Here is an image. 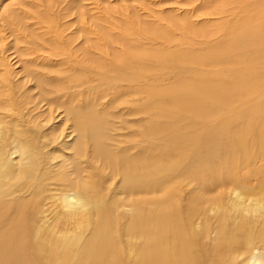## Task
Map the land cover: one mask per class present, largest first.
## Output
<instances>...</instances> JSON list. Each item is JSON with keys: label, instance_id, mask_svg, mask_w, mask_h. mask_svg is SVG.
<instances>
[{"label": "bare ground", "instance_id": "obj_1", "mask_svg": "<svg viewBox=\"0 0 264 264\" xmlns=\"http://www.w3.org/2000/svg\"><path fill=\"white\" fill-rule=\"evenodd\" d=\"M215 1L219 9L208 16L226 31L200 41L214 37L220 45L194 43V49L152 54L143 62L116 41L128 49L127 58L120 62L115 50V62L105 64L92 53L88 69L76 75L49 70L57 76L53 83L38 63L65 64L72 57L74 35H63L72 24L47 29L32 54L29 40L16 36L27 31L8 29L14 41L3 52L11 51L21 71L2 54L0 264H264V0ZM199 11L180 15L190 29L188 18ZM22 43L30 63L21 57ZM30 64L36 75L27 72ZM245 64L250 73L211 79L216 69ZM172 66L176 71H167ZM154 71L169 78L200 72L201 78L167 95L147 85ZM31 77L35 89L44 85L55 93L31 99ZM144 107L157 116L142 118ZM56 112L63 115L59 127L53 126ZM38 115H45L41 125ZM74 143L86 146L82 163L72 152L61 154ZM109 202L122 211L113 224L103 213Z\"/></svg>", "mask_w": 264, "mask_h": 264}, {"label": "rangeland", "instance_id": "obj_2", "mask_svg": "<svg viewBox=\"0 0 264 264\" xmlns=\"http://www.w3.org/2000/svg\"><path fill=\"white\" fill-rule=\"evenodd\" d=\"M212 1L213 0H0V59H4L2 54L5 53L4 56H7L9 60L8 61L6 58L5 61L7 60L6 62L10 63V65L14 69V65L16 64L15 66L18 71H21V65L17 63L18 61L16 59L11 60L10 55L14 57L11 51L3 52V50L7 51L10 48L9 46L12 44L11 42L14 41L13 36H11L12 34H10V30L8 29L27 31L19 35L15 32V34L18 37L21 36L22 39L29 40L30 45H28L29 49L27 48V53H29V50L31 53L33 52V50L35 51L36 48L41 49L40 47L42 46H38L41 43L37 42V40L39 38H42V34L46 33L45 31L47 29H54L56 25H58L59 23L62 24L64 21L70 22L72 24V27L63 34L64 36L74 35V49L72 52V57L70 59H63L62 62L65 64H58L53 60L46 61V63L44 64L38 63V65H42V68L39 69V71L44 73V76L46 78L50 76L47 79L50 80L52 83L56 82L57 76L55 74H49V70L51 71L53 69L58 73L63 72L62 75H69V73L76 75V72L81 71L82 67L85 68V70L88 69L87 64L90 62L89 56L92 55V53L97 58H101L102 60L105 59L102 61L105 64H109L113 61L115 62V59L113 58V53L115 50H117L122 56H119L117 60L120 59L121 62V58H125L127 56L128 49L126 48V46L119 42L117 43L116 41L124 42L128 46H130L131 50L133 49L134 53L138 52L140 57L143 59V62L148 60V58L152 56V54H160L159 56H161L162 54L164 55L173 53L178 49L191 50L194 49L192 48L194 43H201L205 45L208 42H201V35L205 34L206 36V34H213V32L216 31V35L218 38L222 34V32L226 31V28L219 27L217 29V23L215 21L217 20L216 17L208 16L212 15L214 10L219 9V5L217 4L218 2H216L215 0L213 2ZM202 5H204L205 8ZM199 6L200 11L202 10L203 13L199 11V14H197L196 16L189 18L187 17L189 19L188 24H193L195 26L193 29H190L186 26L187 24L183 22L180 15H182L184 12L190 13L192 9H197ZM198 15L200 16L198 17ZM64 16H67L66 20H63ZM84 30L89 31V33L86 32V34H83L85 32ZM48 32L52 33L53 31L49 30ZM35 35L39 36L36 37ZM89 36H93V39L90 40ZM109 37H111V39ZM107 38H109L110 41ZM210 40L211 41L206 45V49L211 48L213 45L221 44V41L217 42L214 37H212V39ZM227 40L230 44L233 45L231 38L227 37ZM97 44H99V47L96 48V46H98ZM19 47L24 50H22L21 57L25 59V61L29 60V55H24V52L26 51V44L22 43L19 45ZM110 47H113V51ZM43 48H46V50L48 49L47 46ZM82 48L85 51H82ZM90 48L93 52L90 51ZM49 51L51 53H55L57 50L50 49ZM36 53H38V50ZM12 61H14V65ZM30 61L32 62V60ZM26 62L28 63L29 61ZM181 63L182 62L176 63L175 66L178 65L180 67ZM26 66L28 68L27 64ZM29 66L30 67L29 69H27V72L36 75L34 73L37 70V67H34L35 64H30ZM249 66L250 65L245 64L242 67H233L231 69L230 66L221 69H216L217 71L212 73V75L215 76L211 79L222 77L224 78V80L230 81L231 76L238 77L250 73L252 68H250ZM173 67L174 66L168 68L167 71H176V68ZM197 68V70H200L202 67L198 66ZM186 69H189V67ZM29 70H31V72ZM257 71V68H255L254 72L257 73ZM263 71L264 70L261 69L260 73H262ZM3 73V75H5V72ZM198 73L195 72L192 74L178 75L174 77L170 75L169 78L165 74H163V72L154 71L153 75L151 76L156 77L155 81L152 82V80L150 79L147 85H151L152 89L154 87L156 89L164 88L165 93L167 95H171L175 92L177 87L181 90H184L183 88L185 85H187L188 80H200L201 74L200 72ZM146 75L147 74H145V76ZM258 77L263 78L260 75ZM72 78L75 79L76 77ZM29 79L32 80L33 77ZM211 79L206 80L210 81ZM68 82L70 81L61 80L58 83L66 84ZM35 83L36 82L34 79L32 81H28L27 83L28 90L31 94V99L41 97L43 94H45V91L46 95H53V93H55L53 92V90H50L49 87H45L44 85L41 87V90L40 88L35 89ZM29 88L32 89L30 90ZM125 98L130 99V97H124V99ZM62 99L63 98H61V100ZM65 100L66 98L63 99V101ZM236 103L237 106L240 101H236ZM245 103L246 105L251 106L254 104V102ZM145 107L144 110L147 114H143L141 116L142 118H146L148 115H150L151 117L157 116L156 114H150L151 110L145 109ZM116 109H119V105ZM120 110L121 109H119L118 112ZM98 112L99 116L106 115L102 114V112L100 111ZM113 112H115V110ZM54 116L57 122L53 126L59 127L57 124H61L59 119H61L63 115H59V113L56 112ZM44 117L45 115L36 116L35 119H37V121L35 122V124H38L39 122V124L41 125L40 121ZM128 119H131V117H128ZM160 119H164V115H162ZM48 123H50V121ZM67 127L68 123H66L64 126H61L60 129H66ZM241 129H244V127ZM193 130H197V135L202 132L199 128H194ZM47 132H49V130ZM64 133L67 135L71 134L70 130H67ZM50 138H52L51 134L47 137V139L49 140ZM69 138L70 137H67V139ZM71 142H74V140ZM53 146L55 147L54 144L52 145V147ZM69 146H73L74 149L68 148L66 151H61V154L63 156H68V154L72 152L71 158H73L76 163H82L85 155L86 146L82 145L81 143L79 145L74 143ZM48 149L51 148L49 147ZM155 161L157 162V164L160 165L166 164V162L160 157H156ZM92 164L93 168H96L99 173H104V170L101 168V164L99 162L92 159ZM93 182L94 179L92 183ZM85 187L86 182H82V188ZM89 194L92 195V192H89ZM109 195L110 193L103 191V196L108 197ZM104 208L106 212L103 213L109 215V222L111 224H113V221L117 222L118 220L115 217L116 212L122 214V211L114 207L111 202H109ZM69 215L70 213H64L65 217ZM92 215L93 214H91L89 220L92 221L93 219L94 223H96L97 216L96 214H94V216ZM124 222L129 224V221L125 217H123V224ZM78 223L84 224L82 220L78 221Z\"/></svg>", "mask_w": 264, "mask_h": 264}]
</instances>
